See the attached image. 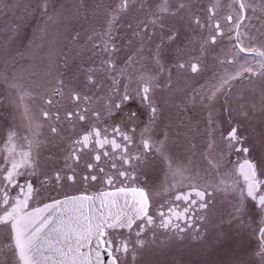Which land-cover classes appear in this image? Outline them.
<instances>
[{
  "label": "flooded vegetation",
  "instance_id": "obj_1",
  "mask_svg": "<svg viewBox=\"0 0 264 264\" xmlns=\"http://www.w3.org/2000/svg\"><path fill=\"white\" fill-rule=\"evenodd\" d=\"M145 1L149 7L142 10L146 14L141 19L142 29L126 28L134 32L136 40H143L147 61L151 60L150 56L160 58L167 67L169 73L161 75L162 78L156 74L154 85L144 82L139 89L132 85L133 76L126 64L132 53L127 51L119 59L124 65L109 63L115 72L112 84L107 78L95 75L83 80L80 75L69 76L64 73L62 59L57 68L59 74H12V79L3 73L0 65V187L5 184L3 176L11 162L19 163L23 153L30 152L31 166L18 168L17 172L23 174L16 176L19 185L31 182L35 190L29 210L66 196L85 193L95 196L121 185L146 191L148 214L153 217V223L145 225L143 219H137L131 229L109 230L114 244L118 240L128 243L127 253H114L118 264H132L138 252H141L140 264H151L153 256L162 264H264V241L260 238L264 212L247 196L246 184L238 170L245 159L253 162L260 182L257 195L264 194V75L259 74L264 73V68L255 53L247 52L249 48L264 51V0H243L244 19L238 35L234 27L239 10L236 0H221L220 5L214 0L198 5L191 1L192 10L188 13L191 19L185 35L172 26H162L160 15L150 9L155 0ZM124 3L126 7L127 1ZM133 7L131 11L140 15L141 8ZM220 13L223 21L219 19ZM228 15L232 16L231 24L226 19ZM152 17L159 21H153ZM217 22L221 35H217ZM185 41L190 47L184 52L179 46ZM153 44H158V50L148 52ZM237 44L246 51L240 53ZM183 58L190 64L182 61ZM244 63L251 65L257 74L245 71L227 79ZM193 64L198 67L195 72ZM180 68L188 75L189 89H184L186 84L181 83L184 80L179 81ZM176 75L178 79L170 78ZM225 79L227 82L223 83ZM10 80L14 83L9 84ZM221 83L223 86L217 90ZM145 84L150 87L148 100L143 98ZM24 92L29 94L21 99ZM180 93L187 102L179 100ZM75 95L80 99H73ZM150 106L156 107L155 116ZM44 112L48 113L47 118ZM79 115L85 119L80 120ZM94 128L101 130L102 138H115L117 143L127 146L123 155L130 162L125 164L120 150L113 151L111 144L99 148L94 135L89 146L77 152L80 160L75 162L71 154L81 145L74 142ZM116 129L132 137L131 143L123 135H116ZM233 131L238 140L229 139ZM145 138L152 146L148 151L142 143ZM244 148L248 149L247 153L238 150ZM105 150L108 156L103 155ZM97 153L101 154L99 163L94 160ZM136 155L140 159L131 158ZM211 161L220 166L218 176L224 192L232 198L228 201L212 200L213 192L205 189L210 185ZM89 163L93 164L91 171L87 168ZM100 168L104 171L100 172ZM177 168L183 170L182 177L174 174ZM120 171L134 174V178H122ZM57 172L64 177L59 182L55 179ZM197 173L202 174L203 185L196 183ZM92 174L97 179L85 182L83 177ZM68 175H75V182L68 181ZM106 176L114 178L113 186L105 184ZM193 186L206 193L203 203L207 207L196 208L185 219L161 227L163 218L158 213L167 212L173 205L186 207L174 197ZM8 191L10 206L18 188L11 187ZM191 199L201 203L194 194ZM7 207L0 206V215ZM142 225L144 230L138 237L136 233ZM6 226L11 229L10 222L0 224V228ZM137 240H142L143 245H138ZM0 252V264H20L15 249L4 245L3 236ZM80 252L83 255V249Z\"/></svg>",
  "mask_w": 264,
  "mask_h": 264
},
{
  "label": "rangeland",
  "instance_id": "obj_2",
  "mask_svg": "<svg viewBox=\"0 0 264 264\" xmlns=\"http://www.w3.org/2000/svg\"><path fill=\"white\" fill-rule=\"evenodd\" d=\"M124 1H127L126 7ZM191 1L195 5L209 4L205 0H155L153 5V1H150V9L160 15L162 26H172L176 28L175 31L185 35L191 19L188 16L192 10ZM214 2L222 4L221 0ZM133 6H137L136 9L141 8L140 15L131 11ZM146 7L149 6L145 0H0V65L3 73L9 74V79H12V74H59L61 72L57 68L62 59L64 73L67 75H80L82 80L84 77L91 79L95 75L97 78H107L112 84L115 72L110 69L109 63L124 65L119 59L127 51L132 53L126 60L133 76L132 85L137 89L144 82L154 85L156 74L162 78L161 75L169 73L167 67L160 58L149 55L151 60L147 61L144 57L143 40H136L134 32H128L126 28L142 29L141 19L146 18L142 10ZM218 16L223 21L221 13ZM151 19L159 21L155 17ZM185 42L179 46L184 52L185 48L188 51L190 47L187 45L188 41ZM130 43L134 44L129 45ZM157 50L158 44L148 47V52ZM183 59L185 60H180L190 64L187 58ZM18 67L20 71L17 70ZM179 72V81L184 80L181 82L182 85L186 84L184 89H189L188 75L181 68ZM170 78L178 79V75ZM13 83L10 80L9 84ZM165 88L172 89L168 86ZM180 94L179 100L187 102L182 98L183 93ZM209 164L212 169L211 175L209 174L210 185L205 189L213 192L212 200L232 199L230 194L224 192L225 188L218 176V162L211 161ZM196 176H199L196 183L203 185L205 180L200 177L202 174L197 173ZM11 233L10 227L0 228L4 245L14 250L11 246ZM140 255L141 252H138L131 263L139 260ZM140 262L139 260L138 264ZM151 264L162 263L153 256Z\"/></svg>",
  "mask_w": 264,
  "mask_h": 264
},
{
  "label": "snow or ice",
  "instance_id": "obj_3",
  "mask_svg": "<svg viewBox=\"0 0 264 264\" xmlns=\"http://www.w3.org/2000/svg\"><path fill=\"white\" fill-rule=\"evenodd\" d=\"M239 5V10L236 11V23L234 25L235 29L240 28V23L244 19V9L245 3L243 0H236ZM47 10L45 5V11ZM211 11V10H210ZM227 21L231 24L232 16L228 15L226 17ZM199 23V21H196ZM217 29V35L222 34L220 28V23L215 24ZM212 42L215 43L216 36H213ZM240 53H244L246 50L240 47L239 44L236 45ZM248 53H255L259 57V63L261 67L264 68V51H259L256 48L247 49ZM180 67H184L183 64ZM198 70L197 65H192V71ZM250 72L253 75L257 74L253 72L251 65L244 63L239 66V69L227 79H234L236 76L241 75L243 72ZM264 75V73H259ZM227 79L223 83L227 82ZM223 83L217 85V90L223 86ZM143 98L145 100L149 99L148 93L150 92V87L145 84L143 89ZM29 93L24 92L21 94V99L24 95ZM75 100H79L80 97L75 95L73 97ZM51 103V101H47ZM150 110L155 116L157 109L154 106H150ZM44 117H48V113H43ZM71 118L72 113L68 114ZM80 120H84L83 115H79ZM53 132L56 131L55 128L52 129ZM116 135H123L124 140L131 143L132 137L124 135L119 129L114 130ZM11 135V134H10ZM95 136L96 145L103 149L105 144H111L113 151L119 149L121 155L123 156L124 163L130 162V158L123 155L127 152V146H122L117 143L115 138L108 140L107 137H101V130L94 128L90 133H85L81 139L75 141V144L81 145L80 149L73 150L71 158L75 162H79L80 156L77 152L81 151L83 148L89 146L91 137ZM230 140H238L235 131H233L230 136ZM143 147L145 151L150 150L152 147L149 140L145 138L143 141ZM162 147V145L160 146ZM245 153L248 152L247 148L238 149ZM159 151V147H157ZM104 156H108V151L103 152ZM30 152L23 153V160L19 163L12 161L10 169L4 174L3 180L5 184L0 187V206H8L6 210L0 215V224L11 223L12 229V244L15 252L18 256L20 264H103L101 259L102 251L107 252L111 257L112 264H118V260L114 253H127L128 243L125 240H118L113 242L111 236L109 235V230H116L121 228L131 229L132 225L137 219H143L145 225H151L153 223V217L148 214L149 209V198L146 191L139 187H125L123 185L115 187L111 191H103L96 196H90L88 194H80L73 196H66L62 200H53L51 203H46L42 207H36L29 210V201L34 195V188L31 182H26L23 185H19L16 176L22 175L23 173L17 172V169L25 165L31 166V161L29 159ZM132 159H140L139 155L131 157ZM94 160L99 163L101 160V154L97 153L94 155ZM112 167H116L115 164ZM171 168V165H169ZM87 168L91 171L93 164L89 163ZM100 172L104 169L100 168ZM239 174L243 177L246 184L247 196L252 200L257 202V206L262 212H264V194L257 195L259 191L260 182L257 180L256 165L250 160L245 159L242 164L239 165ZM119 176L124 178H134V174L130 175L125 171H120ZM174 174H179L183 176V170L177 168ZM55 179L57 182L64 179L59 172L55 174ZM75 175H68L67 180L75 182ZM85 182L88 180L95 181L97 176L92 174L90 176H84ZM45 183L47 182V177L45 178ZM104 182L108 186H113L114 178L112 176H106ZM11 187L18 188V194L12 197V204L9 206V189ZM195 195L201 203L197 204L196 200L191 199ZM205 192L196 189L195 186L185 193H178L175 197V201H183L186 207L180 209L178 205L170 206L167 212L160 211L158 213L163 219L161 220V227H168L172 224L173 220L185 219L188 214L194 211L196 208L203 209L207 205L203 203L205 197ZM100 200L101 205L104 206V210L100 211L98 215H93L91 213L92 207L95 206V201ZM123 201L124 206L129 209L125 212L120 207V202ZM173 227L178 225L173 224ZM144 226L142 225L137 231L136 235L139 237L141 232H143ZM183 231V229H181ZM260 238L264 241V228L260 230ZM90 243L95 246V260H86L81 254V247H87ZM142 240H137L138 245H143Z\"/></svg>",
  "mask_w": 264,
  "mask_h": 264
},
{
  "label": "water",
  "instance_id": "obj_4",
  "mask_svg": "<svg viewBox=\"0 0 264 264\" xmlns=\"http://www.w3.org/2000/svg\"><path fill=\"white\" fill-rule=\"evenodd\" d=\"M96 196V195H95ZM120 207L125 211H129L127 207L124 206L123 201L120 202ZM104 210V206L101 205L100 200L95 201V206L92 207L91 213L93 215H98L100 211ZM83 249V256L86 260H95V246L94 244L90 243L87 247H81ZM103 264H112L111 257L106 253L102 251V257H101Z\"/></svg>",
  "mask_w": 264,
  "mask_h": 264
}]
</instances>
